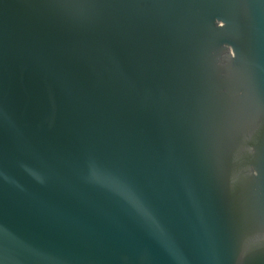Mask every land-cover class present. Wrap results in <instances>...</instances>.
Listing matches in <instances>:
<instances>
[{"label":"water","instance_id":"water-1","mask_svg":"<svg viewBox=\"0 0 264 264\" xmlns=\"http://www.w3.org/2000/svg\"><path fill=\"white\" fill-rule=\"evenodd\" d=\"M0 264H264V0H0Z\"/></svg>","mask_w":264,"mask_h":264}]
</instances>
